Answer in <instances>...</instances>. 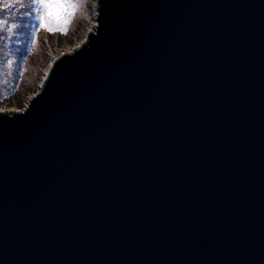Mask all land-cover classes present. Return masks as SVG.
Listing matches in <instances>:
<instances>
[{
    "label": "water",
    "instance_id": "95a60500",
    "mask_svg": "<svg viewBox=\"0 0 264 264\" xmlns=\"http://www.w3.org/2000/svg\"><path fill=\"white\" fill-rule=\"evenodd\" d=\"M0 110V264H264V0H98Z\"/></svg>",
    "mask_w": 264,
    "mask_h": 264
},
{
    "label": "rangeland",
    "instance_id": "374dc122",
    "mask_svg": "<svg viewBox=\"0 0 264 264\" xmlns=\"http://www.w3.org/2000/svg\"><path fill=\"white\" fill-rule=\"evenodd\" d=\"M8 2L0 0V19L8 20L9 26L22 21V26L12 32L8 26L0 29V110L6 111L20 110L18 102L26 106L40 90L56 58L87 39L97 24L98 0H78L84 6L63 26L64 30L54 21L51 29L46 25L38 31L34 9L31 15L27 11L28 0H23V6L4 8Z\"/></svg>",
    "mask_w": 264,
    "mask_h": 264
},
{
    "label": "snow or ice",
    "instance_id": "6c2138e0",
    "mask_svg": "<svg viewBox=\"0 0 264 264\" xmlns=\"http://www.w3.org/2000/svg\"><path fill=\"white\" fill-rule=\"evenodd\" d=\"M15 4H21L23 6V0H10V2L5 3L4 8H12ZM84 5L79 3L78 0H28L27 11L31 15L34 9L35 15L34 19L38 22L39 29L44 28L46 25L51 29L52 23L55 21L61 26L66 25L71 18L74 16L75 12L83 7ZM99 15V13H97ZM8 26V31L12 32L18 29L21 24L12 23L9 26V21L0 19V29ZM91 31V29H89ZM0 37H2V32H0ZM0 119H5L0 117Z\"/></svg>",
    "mask_w": 264,
    "mask_h": 264
},
{
    "label": "trees",
    "instance_id": "16d2710c",
    "mask_svg": "<svg viewBox=\"0 0 264 264\" xmlns=\"http://www.w3.org/2000/svg\"><path fill=\"white\" fill-rule=\"evenodd\" d=\"M16 105L17 106H20V107H18L19 109H22L23 108V105H24V102H18Z\"/></svg>",
    "mask_w": 264,
    "mask_h": 264
},
{
    "label": "bare ground",
    "instance_id": "6f19581e",
    "mask_svg": "<svg viewBox=\"0 0 264 264\" xmlns=\"http://www.w3.org/2000/svg\"><path fill=\"white\" fill-rule=\"evenodd\" d=\"M30 99H31V98H30ZM30 99H29V101H30ZM29 101H28V103H29ZM27 105H28V104H27ZM27 105H26V106H24V107H27ZM24 107H23V108H24Z\"/></svg>",
    "mask_w": 264,
    "mask_h": 264
},
{
    "label": "built area",
    "instance_id": "2783aa9c",
    "mask_svg": "<svg viewBox=\"0 0 264 264\" xmlns=\"http://www.w3.org/2000/svg\"><path fill=\"white\" fill-rule=\"evenodd\" d=\"M23 109V108H22ZM22 109H20V110H22ZM17 110V109H16Z\"/></svg>",
    "mask_w": 264,
    "mask_h": 264
}]
</instances>
